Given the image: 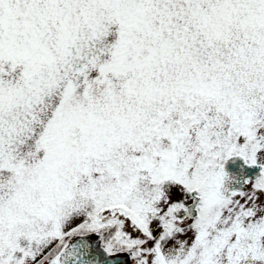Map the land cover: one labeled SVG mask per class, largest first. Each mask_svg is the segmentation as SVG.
Returning <instances> with one entry per match:
<instances>
[{"label":"snow or ice","instance_id":"1","mask_svg":"<svg viewBox=\"0 0 264 264\" xmlns=\"http://www.w3.org/2000/svg\"><path fill=\"white\" fill-rule=\"evenodd\" d=\"M0 264H264V0H0Z\"/></svg>","mask_w":264,"mask_h":264},{"label":"water","instance_id":"2","mask_svg":"<svg viewBox=\"0 0 264 264\" xmlns=\"http://www.w3.org/2000/svg\"><path fill=\"white\" fill-rule=\"evenodd\" d=\"M241 165H242L241 161H235V162H232L228 165L230 172L237 175V178H239V175L241 172Z\"/></svg>","mask_w":264,"mask_h":264}]
</instances>
